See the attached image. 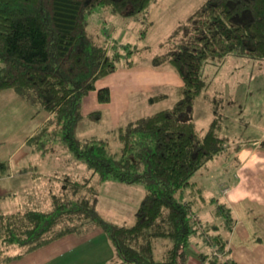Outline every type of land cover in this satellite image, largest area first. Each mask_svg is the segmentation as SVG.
Returning a JSON list of instances; mask_svg holds the SVG:
<instances>
[{
	"label": "trees",
	"instance_id": "1",
	"mask_svg": "<svg viewBox=\"0 0 264 264\" xmlns=\"http://www.w3.org/2000/svg\"><path fill=\"white\" fill-rule=\"evenodd\" d=\"M152 2L0 0V90L13 88L38 110L49 113L27 138L33 160L22 170L43 174L38 160H54L42 193L45 206L0 208V264L65 234L82 235L97 228L113 247V264H191L188 247L199 224L192 220L194 204L185 199L184 187L196 184L191 178L210 159L247 142L224 132L226 100L213 83L230 54L264 62V0H203L159 41L151 55L154 65L181 75L184 83L176 89L177 100L102 134L81 135L77 130L81 119L101 117V109L87 114L82 109L96 81L121 65L147 58L152 50L136 41L123 52L110 34L97 36L93 13L101 7L130 16L144 12L138 40L151 24L156 0ZM136 53L137 58L132 56ZM199 96L208 101L212 112L203 133L195 119ZM163 97L155 94L149 101ZM98 98L109 101L110 87L98 88ZM259 145L264 148V138ZM7 172V162L0 160V174ZM109 180L145 187L134 223L116 222L99 210L100 187ZM215 213L223 216L225 229L230 230L235 222L232 208L220 200ZM217 227L207 224V236L200 239L210 250L199 256L208 258L209 264H240ZM158 239L167 240L160 257Z\"/></svg>",
	"mask_w": 264,
	"mask_h": 264
},
{
	"label": "crops",
	"instance_id": "2",
	"mask_svg": "<svg viewBox=\"0 0 264 264\" xmlns=\"http://www.w3.org/2000/svg\"><path fill=\"white\" fill-rule=\"evenodd\" d=\"M152 54V51L149 52L147 58L131 66L121 65L96 81V88L85 96L82 109L84 114L101 109V117L81 119L77 127L81 135L102 134L129 120L171 106L177 100L176 89L184 83L181 75L172 69L154 65L151 62ZM254 78L251 83H244V91L247 92L225 107L224 132L243 137L247 142L227 155L230 164L219 168L217 179V189L221 192L222 200L232 208L235 222L230 230L221 226L216 230H226L222 233L228 238L231 255L240 264H264V148L259 145L264 138V72H258ZM102 86L110 87L109 101L98 98V88ZM260 87H263V91L259 90ZM3 90L10 93L0 96V160L7 162L8 172L0 174V208L14 211L26 205L45 206L42 193L49 184L47 174L53 170L54 160H38L43 174L35 175L32 170L22 169L33 160L27 138L48 118L49 113L38 110L13 88L0 91ZM160 92L167 95L160 100L149 101V97ZM105 186L100 195L106 191L111 193V188H118L122 192L121 186L124 185L116 181ZM134 190L135 194L141 193L142 198L143 192L135 188L129 189L130 196L134 195ZM129 194L127 191V198L122 200L128 205H125L126 210L120 216L126 222L121 223L131 224L136 219V216L131 217L140 201L136 202L137 198H131ZM112 219L116 221L114 217ZM210 230L213 231L212 228ZM199 248L206 252L210 250L205 241L199 244ZM199 251L191 252V264H199ZM192 254L198 255L197 259ZM113 256L114 250L107 235L97 228L82 235L65 234L3 264H113Z\"/></svg>",
	"mask_w": 264,
	"mask_h": 264
},
{
	"label": "rangeland",
	"instance_id": "3",
	"mask_svg": "<svg viewBox=\"0 0 264 264\" xmlns=\"http://www.w3.org/2000/svg\"><path fill=\"white\" fill-rule=\"evenodd\" d=\"M202 1L203 0H156V2L154 3L153 0L152 4H154L152 5L151 13L149 16L151 24L146 35L138 40L137 35L139 33V30L143 26V22L141 20L143 19L144 12H139L138 14L130 16L117 13L113 14L108 10V8L106 9L98 7L100 8V10L95 11L92 15V24L94 31H98L99 33L97 34V36L104 37L105 32L108 33V35L110 34L111 41L115 40V42L117 43V48L121 49L123 52L125 51L124 48H126L127 46L131 47V45H133L136 41L139 43V45H150L152 47L151 51L154 52L158 48L159 41L164 36H166L181 19L190 14ZM132 56L137 58L139 57V53L133 54ZM122 59H125V57H122ZM254 60L256 59L243 55L230 54L220 71L216 74L213 88L218 90L221 95L224 96L226 100L225 107L227 106V103L230 104L232 100L237 96H243L245 92H247L244 91V83H251L253 80H255L254 77L258 72H264V64L262 63L260 65L258 63V60ZM9 90L13 91L12 89ZM9 90L0 91V96L3 94L8 95L10 93ZM259 90L263 91V87H260ZM160 93H163L164 97L167 95V93L165 94L164 92ZM211 118L212 112L209 107L208 101H206L202 96L197 97L195 119L200 132L203 133L205 131ZM230 152L233 151H224L216 155L214 158L210 159L191 178V180L193 181L198 180L199 183L189 184L184 187V189L186 190L185 199H191L194 204V207L191 211L192 220L199 224V229H197V231L194 232L191 236L196 238H194V242L190 243L188 247L189 252L193 253L196 249L198 251L200 250L199 244L205 241L203 239H200V236H207V234H205L204 232L207 224H210L211 226L213 224L215 225V223H220L221 221H223L222 215L215 213V210L218 207V203L223 199L220 190L217 189L219 188L217 179L218 171L221 169V167L225 164H230V161H228L227 159V155ZM81 166L84 167V163L81 164ZM55 170L58 171V167H56ZM112 182L116 183V181L114 180H109L106 184H102L103 186H101L102 188L100 187V194L104 185H112ZM117 183L124 185L121 186L123 188V191H119L118 188H111V193L106 191L102 195L99 194L100 196L98 201V208L106 218L112 219L114 217L116 221L126 222L122 221L123 217H120L121 212H124V210H126V203L122 201L127 198L125 194L127 193V191L129 194V189L135 188L143 192L144 195L145 187L143 186V184H127L118 181ZM133 193L134 195L130 196L129 194V197L137 198L136 202L141 201V193L138 192L137 194H135V190L133 191ZM17 196L18 198H20V193H18ZM114 198L115 200H113ZM136 207L137 206H135V209ZM131 218H135V211ZM221 218L222 220H220ZM205 222L206 225L204 224ZM128 223L130 224V222ZM217 225L219 227L221 226L224 229L226 228L223 222ZM224 229H222L221 232L225 233L226 230ZM156 242V253L160 257L162 254V250L166 246L167 240L158 239V241ZM200 251L206 252L205 249ZM197 256L198 255L192 254V257L195 259H197ZM200 259L201 260L199 264H201V261L203 260L201 257Z\"/></svg>",
	"mask_w": 264,
	"mask_h": 264
},
{
	"label": "built area",
	"instance_id": "4",
	"mask_svg": "<svg viewBox=\"0 0 264 264\" xmlns=\"http://www.w3.org/2000/svg\"><path fill=\"white\" fill-rule=\"evenodd\" d=\"M214 253L220 254L217 250H214ZM201 264H209L208 258L201 261Z\"/></svg>",
	"mask_w": 264,
	"mask_h": 264
}]
</instances>
